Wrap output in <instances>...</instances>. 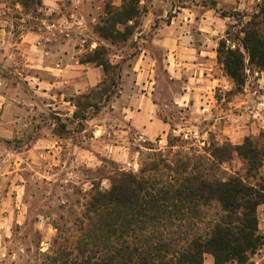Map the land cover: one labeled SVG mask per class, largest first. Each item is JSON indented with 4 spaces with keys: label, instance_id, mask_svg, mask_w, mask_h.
I'll return each mask as SVG.
<instances>
[{
    "label": "rangeland",
    "instance_id": "374dc122",
    "mask_svg": "<svg viewBox=\"0 0 264 264\" xmlns=\"http://www.w3.org/2000/svg\"><path fill=\"white\" fill-rule=\"evenodd\" d=\"M109 2L121 4L42 0L26 13L0 0V264H44L92 188L137 171L150 143L163 149L176 135L199 148L250 137L264 147V71L246 66L236 89L216 59L226 30L235 34L264 0H140L133 33L115 43L95 30ZM97 45L121 66L120 88L80 120L71 99L103 78L101 66L80 62ZM222 167L246 177L235 152ZM257 216L264 235V204ZM247 264H264V244Z\"/></svg>",
    "mask_w": 264,
    "mask_h": 264
},
{
    "label": "trees",
    "instance_id": "16d2710c",
    "mask_svg": "<svg viewBox=\"0 0 264 264\" xmlns=\"http://www.w3.org/2000/svg\"><path fill=\"white\" fill-rule=\"evenodd\" d=\"M14 1L26 13L42 8V0ZM140 15V0L109 2L95 30L112 43L124 42ZM225 33L216 59L240 89L246 66L264 71V6L235 34ZM106 54L97 45L80 61L101 66L103 78L71 99L73 117L87 120L119 91L121 66ZM188 143L176 135L163 149L150 143L137 171L112 174L106 190L94 186L80 215L43 253L44 264H203L206 254L213 264H247L264 244L257 216L264 204V147L250 137L238 145ZM234 152L247 162L246 177L222 167Z\"/></svg>",
    "mask_w": 264,
    "mask_h": 264
},
{
    "label": "crops",
    "instance_id": "0c3cea01",
    "mask_svg": "<svg viewBox=\"0 0 264 264\" xmlns=\"http://www.w3.org/2000/svg\"><path fill=\"white\" fill-rule=\"evenodd\" d=\"M57 78L61 80V78H60V77H57ZM56 81H57V80H56ZM54 83H57V82H54ZM48 84H49V85H52V84H51V82H48ZM149 122H152V120H151V121H149Z\"/></svg>",
    "mask_w": 264,
    "mask_h": 264
}]
</instances>
